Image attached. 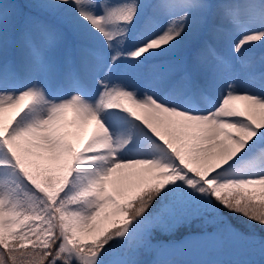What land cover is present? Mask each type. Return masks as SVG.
Returning <instances> with one entry per match:
<instances>
[{
  "label": "snow or ice",
  "instance_id": "1",
  "mask_svg": "<svg viewBox=\"0 0 264 264\" xmlns=\"http://www.w3.org/2000/svg\"><path fill=\"white\" fill-rule=\"evenodd\" d=\"M254 225L264 0H0V264H264Z\"/></svg>",
  "mask_w": 264,
  "mask_h": 264
},
{
  "label": "rangeland",
  "instance_id": "2",
  "mask_svg": "<svg viewBox=\"0 0 264 264\" xmlns=\"http://www.w3.org/2000/svg\"><path fill=\"white\" fill-rule=\"evenodd\" d=\"M256 55H257V56L260 55L259 51H257ZM91 131H92V129L90 128V129H89V132H91ZM224 214H225V213H224ZM225 215H226V214H225ZM185 232H186V231H185ZM256 236H257V237H260L259 235H256ZM178 238H180L179 235H177V236H175V237H173V236L162 237V239L165 240V241H168V240H175V239H178ZM261 238H264V237H261ZM252 258L258 260V259H259V256H258V255H255V256H253Z\"/></svg>",
  "mask_w": 264,
  "mask_h": 264
},
{
  "label": "water",
  "instance_id": "3",
  "mask_svg": "<svg viewBox=\"0 0 264 264\" xmlns=\"http://www.w3.org/2000/svg\"><path fill=\"white\" fill-rule=\"evenodd\" d=\"M187 235V234H186Z\"/></svg>",
  "mask_w": 264,
  "mask_h": 264
}]
</instances>
